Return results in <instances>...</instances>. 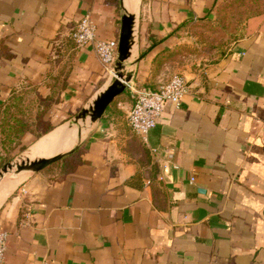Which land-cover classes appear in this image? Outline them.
Here are the masks:
<instances>
[{"label":"crops","instance_id":"obj_1","mask_svg":"<svg viewBox=\"0 0 264 264\" xmlns=\"http://www.w3.org/2000/svg\"><path fill=\"white\" fill-rule=\"evenodd\" d=\"M222 1H125L136 16L132 82L157 90L183 74L191 87L145 144L129 126L127 90L100 121L67 125L113 79L70 34L90 14L97 39L118 44L121 0H0V107L24 96L35 114L59 98L46 117L55 129L26 136L22 157L79 144L76 168L1 183L2 264H264V30L214 61L194 55L189 28L172 35Z\"/></svg>","mask_w":264,"mask_h":264},{"label":"built area","instance_id":"obj_2","mask_svg":"<svg viewBox=\"0 0 264 264\" xmlns=\"http://www.w3.org/2000/svg\"><path fill=\"white\" fill-rule=\"evenodd\" d=\"M70 39L78 48L93 45L102 66L114 74L118 57V44L97 39V26L90 14L82 17L70 34ZM126 85L133 100V106L128 115V123L131 130L140 136L145 144H148V136L157 127L166 105L174 104L179 107L191 91L190 84L183 74H174L157 90H140L132 81ZM151 152L153 156H156L158 150L151 149ZM161 179L163 178L161 177ZM21 192L26 193L25 190ZM8 240L9 233L0 229V264L5 260Z\"/></svg>","mask_w":264,"mask_h":264},{"label":"trees","instance_id":"obj_3","mask_svg":"<svg viewBox=\"0 0 264 264\" xmlns=\"http://www.w3.org/2000/svg\"><path fill=\"white\" fill-rule=\"evenodd\" d=\"M116 1L119 4V0ZM238 6H250L249 9H246L244 11V13L246 14L241 16V21H246V27L242 29L244 30V32H246L244 36L264 30V0H226L222 2H217L215 4L214 8H216L217 12V17L215 21L206 18L200 19L198 22L195 23L185 22L180 25L176 30H174L172 32V35H176L177 32L185 30L186 28H189L190 32H192V30H196L201 27H206L207 25L205 24L217 26L218 24H220V21L224 19V16L227 12L232 11ZM253 7L256 9H258L259 7L263 8L261 9V11L258 9L259 11L253 14ZM239 29L240 27L237 28L235 31H238ZM224 30L227 31V29ZM172 35L164 38L161 42H164L167 38L171 37ZM237 35L240 36L241 32ZM244 36H241V38H238L236 41L242 39ZM155 46L156 44H154L151 48ZM137 87L140 90H153L139 86ZM128 96L132 99L130 93ZM42 102L44 104L43 110L40 112H36L35 114L32 113L33 109L30 104L29 106L25 105L26 98L24 96L19 98L13 97L10 101V104L4 107H0V109L2 110V114L0 115V142L2 147H7L8 145H15V147L24 146L23 140L26 136H33L35 140H38L55 129V126L51 124L46 117L52 106L59 103V98L57 96H54ZM76 156L77 153L67 158H64L57 164L63 165L65 168H67L66 170L74 169L79 163ZM7 162L8 161H3L2 165ZM50 168L51 167H49L48 169Z\"/></svg>","mask_w":264,"mask_h":264},{"label":"water","instance_id":"obj_4","mask_svg":"<svg viewBox=\"0 0 264 264\" xmlns=\"http://www.w3.org/2000/svg\"><path fill=\"white\" fill-rule=\"evenodd\" d=\"M121 8L124 10L122 18L121 32L118 43V57L114 68L112 84L109 88L99 96L93 104L82 109L74 118L76 128H80L84 123H96L100 121L109 107L120 97L126 90L131 77L126 73L129 60L132 56V39L134 33L135 16L131 14L125 7V0H121ZM188 80V79H187ZM189 82V80H188ZM78 134V141H79ZM77 141V140H76ZM79 149L76 142L74 147L69 151L56 154L52 157L41 158L31 163H14L10 162L0 169V184L8 177H22L27 175L38 174L49 168L50 166L62 161L74 154Z\"/></svg>","mask_w":264,"mask_h":264},{"label":"rangeland","instance_id":"obj_5","mask_svg":"<svg viewBox=\"0 0 264 264\" xmlns=\"http://www.w3.org/2000/svg\"><path fill=\"white\" fill-rule=\"evenodd\" d=\"M249 8L250 6H244V7L238 6L234 8L232 11L227 12L224 16V19H222V21H220V24H218L217 26L211 24H205L207 25L206 27H201L199 29L192 30V32L188 34V37L192 38L194 40L193 41L194 44L198 45L195 46L196 50L194 51V55L208 58L209 61L217 60L223 55H225L232 46V44H234L238 38H241V36L245 35L246 32H244V30L242 29L246 27V21L244 22L241 21L242 20L241 16L246 14L244 13V11ZM262 8L263 7H259L258 9L261 11ZM258 9L254 8L253 14L259 11ZM216 17H217V12L215 11V17L210 18V20L215 21ZM239 27L240 29L238 31H235ZM224 29H227V31H225ZM240 32L241 35L240 36L237 35ZM136 58L137 55L133 59L132 63L136 61ZM79 112H77L67 123V125H69L70 128L76 127V125L74 124V118ZM23 143H26V141L24 142L23 140ZM33 144L34 142L28 141L27 145L25 144L24 146L15 147V145H8L7 147H2L0 142V169L4 165L10 162L21 163L20 158L23 155L27 154L28 150L32 147ZM3 161H8V162L2 165ZM60 165L61 164L58 165L56 163L54 164V166L53 165L50 166L51 167L50 169H56L60 167ZM8 179H14V176H10L6 178V180ZM2 187L4 186L2 185L0 190L2 189Z\"/></svg>","mask_w":264,"mask_h":264},{"label":"bare ground","instance_id":"obj_6","mask_svg":"<svg viewBox=\"0 0 264 264\" xmlns=\"http://www.w3.org/2000/svg\"><path fill=\"white\" fill-rule=\"evenodd\" d=\"M126 1V0H125ZM126 6L128 7V9L131 11V7H130V5H129V3H127L126 2ZM135 26H136V16H135V24H134V33H133V39H132V48L134 49V46H135ZM132 52H133V50H132ZM132 58V57H131ZM82 131H83V128L80 130V139L82 138ZM39 159H41V158H36V159H30L29 157H22V158H20V161H21V163H26V164H28V163H31V162H34V161H36V160H39ZM19 178H14V179H8V180H5V181H12V180H18ZM4 183V182H3ZM2 183V184H3ZM2 184L0 185V187L2 186Z\"/></svg>","mask_w":264,"mask_h":264}]
</instances>
